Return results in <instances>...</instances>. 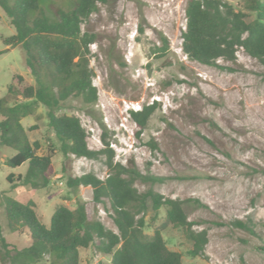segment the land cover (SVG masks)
Wrapping results in <instances>:
<instances>
[{
    "label": "rangeland",
    "instance_id": "rangeland-1",
    "mask_svg": "<svg viewBox=\"0 0 264 264\" xmlns=\"http://www.w3.org/2000/svg\"><path fill=\"white\" fill-rule=\"evenodd\" d=\"M228 1L243 6V0ZM186 4L187 0L99 4L82 25L97 39L90 45V63L98 101L85 105L71 97L61 112L80 117L90 148H105L104 137L114 150V161L161 178L154 184L137 179L139 190L153 186L164 196L185 200L194 229H207L209 240L207 258L194 257L188 254L191 242L184 231L165 226L163 236L170 248L182 252L183 264H264V65L243 48L237 50L236 60L221 58L216 65L189 58L182 48ZM14 32L0 8V96H6L10 104L21 99L8 94L14 74L24 77L14 82L20 90L35 83L23 48L3 43L2 38ZM161 35L169 40L164 52L159 48ZM153 103L156 109L141 129L130 111ZM22 123L30 139L40 143L38 153L54 149L53 170L45 188L9 181V174L24 173L27 163L7 166L5 158L16 151L0 147V226L9 247L22 249L31 239L28 230L9 228L4 209L7 194L21 201L33 199L45 224L56 206L75 208V201L82 199L89 218H99L118 231L107 198L95 202L91 186L69 189L62 178L63 167L65 173L92 172L105 178L106 154L65 159L42 104ZM152 215L149 211L147 219ZM164 218L160 211L147 232L153 233ZM236 220L253 223L255 233L238 226ZM80 255L81 264L111 263V256L94 245L81 248Z\"/></svg>",
    "mask_w": 264,
    "mask_h": 264
},
{
    "label": "trees",
    "instance_id": "trees-1",
    "mask_svg": "<svg viewBox=\"0 0 264 264\" xmlns=\"http://www.w3.org/2000/svg\"><path fill=\"white\" fill-rule=\"evenodd\" d=\"M66 1L0 0V8L15 27L13 34L2 38L3 43L7 47L23 48L26 65L35 80L20 90L14 82L17 79L20 83L24 77L14 74L8 94L21 95V99L10 104L6 96H0V147L16 151L5 158L7 166L27 163V170L10 173L9 181L34 189L49 186L54 149L38 153L40 143L30 139L22 123L41 104L46 106L49 126L65 159L99 158L106 154L105 178L92 172L65 173L64 167L62 178L69 189L91 186L95 202L107 198L118 231L108 228L99 218H89L82 199L75 201V208L66 204L56 206L49 224H45L33 199L21 201L7 194L4 209L9 228L28 230L31 242L22 249L10 248L0 226V264H81L80 249L90 245L110 255V264H183L182 252L170 248L163 236L165 226L184 231L191 242L189 255L207 258L208 230L194 229L195 222L188 217L185 200L164 196L153 186L139 190L135 185L137 179L154 184L161 178L143 175L136 167L114 161V150L104 137L105 148H90L80 117L61 112L63 103L71 97L80 98L85 105L98 101V88L93 82L95 72L90 63V45L97 39L82 25L98 10L99 4L110 2ZM185 15L182 48L189 58L216 65L221 58L236 60L237 50L243 48L264 65V0H243V6L228 0H187ZM161 40L163 46L159 48L164 52L169 48V40L164 35ZM155 109L156 103H153L140 110L131 109L130 113L143 129ZM149 211L153 215L147 219ZM160 211L164 212V222L148 233ZM235 223L255 233V225L250 221L236 220Z\"/></svg>",
    "mask_w": 264,
    "mask_h": 264
},
{
    "label": "clouds",
    "instance_id": "clouds-1",
    "mask_svg": "<svg viewBox=\"0 0 264 264\" xmlns=\"http://www.w3.org/2000/svg\"><path fill=\"white\" fill-rule=\"evenodd\" d=\"M138 110V109H137Z\"/></svg>",
    "mask_w": 264,
    "mask_h": 264
}]
</instances>
